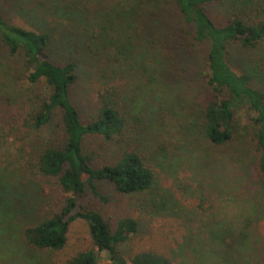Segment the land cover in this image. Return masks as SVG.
<instances>
[{
  "label": "trees",
  "instance_id": "trees-1",
  "mask_svg": "<svg viewBox=\"0 0 264 264\" xmlns=\"http://www.w3.org/2000/svg\"><path fill=\"white\" fill-rule=\"evenodd\" d=\"M3 1L7 0H0L1 6ZM26 1L36 10L48 2ZM51 1L61 8L60 14L55 11L62 33L72 24L80 25L82 20L89 24L84 18L88 13L96 20L98 13L116 3L118 9L110 23L113 25L120 16L121 29L104 26L93 31L84 27V33H80L86 42L100 39L102 48L109 49L110 60L119 58L123 64L125 60L133 64L134 58L140 60L138 67L151 74L147 78L151 83L171 80L168 85L172 86L174 78L186 76L187 63L196 52H202L206 70L201 122L197 127L209 148L240 146L264 184V0H93L90 6L85 5V0ZM220 6L221 15L215 14L213 10L216 12ZM52 34L40 27L10 22L0 8V42L16 58L14 75L17 73L18 80L40 84L23 126L42 130L59 115L63 127V133L52 143L25 145L21 139L19 144L26 153L21 167L23 177L54 178L66 196L59 210L24 226V244L33 250L62 251L71 225L83 219L93 246L76 252L61 264H102V254L109 264H184L171 245L172 235L165 234L161 241L142 247L134 240L142 231L140 218L126 215L113 224L95 205L82 202L87 190L107 200L98 184L108 183L115 194L123 196L152 190L159 174V159L139 143L134 144L132 137L138 134L129 111L119 106L114 84L98 91L96 116L88 122L82 119L72 98L79 81L78 65L72 58L64 62L54 59L56 38ZM146 56L151 58V64ZM111 71V77L119 72L113 67ZM20 105L19 110L23 109ZM91 136L122 143L111 159L101 160L96 150L88 148ZM249 207L251 212L253 205ZM249 229L236 234L232 228H225L218 229L216 235L209 234L215 250L208 251L209 262L218 257L224 260L220 264L235 258L242 261L239 264H244L243 259L249 260L245 251L253 247L254 236ZM216 238L219 245L215 244ZM203 254L197 258L199 264L206 261ZM259 261L263 263L264 257Z\"/></svg>",
  "mask_w": 264,
  "mask_h": 264
},
{
  "label": "rangeland",
  "instance_id": "rangeland-1",
  "mask_svg": "<svg viewBox=\"0 0 264 264\" xmlns=\"http://www.w3.org/2000/svg\"><path fill=\"white\" fill-rule=\"evenodd\" d=\"M92 2L85 0V5L90 6ZM0 8L10 22L51 31L56 38L54 59L64 62L72 58L76 62L79 81L72 98L84 121H90L97 114L100 88L114 84L119 106L129 111L138 134L132 137L134 144L139 143L158 156L159 174L152 190L123 196L115 194L108 183L98 184L107 200L87 190L82 200L84 204L95 205L113 224L126 215L140 218L142 231L134 240L142 247L161 241L165 234L172 235L171 245L184 264H199L197 258L202 252L206 253L203 264L223 263L220 257L209 262V252L215 251L209 234L216 235L218 229L225 228H232L237 234L250 228L254 235L253 247L245 251L249 260L243 259V263L264 264L259 261L264 257V249L258 246L260 242L264 245V184L240 146L209 148L197 127L201 122L206 70L202 52H196L187 63L186 76L174 78L172 86L168 85L171 80L154 84L147 80L151 74L139 69L140 60L134 58L135 64L128 60L123 64L119 58L110 60L107 58L109 49L102 48L100 39L86 42L80 33H84V27L93 31L104 26L121 29L120 16L113 25L110 23L118 9L116 3L98 13L96 20L88 13L84 18L92 25L82 20L80 25L72 24L71 29L63 30L64 33L58 24L57 12L62 11L55 7L54 1L48 0L36 10L31 9L26 0H7ZM221 10L220 6L213 12L221 15ZM15 61L0 42V264H61L76 252L92 247V240L86 221L79 219L71 225L62 251L33 250L23 242L24 226L59 210L66 196L58 189L54 178L23 177L21 167L26 153L20 149L21 139L25 145L52 143L63 133V127L59 115L42 130L23 126V118L34 105V93L40 84L18 80L13 70ZM150 61L151 58L149 64ZM111 67L119 71L113 77ZM19 104L23 109H18ZM242 121L245 124L247 119L244 117ZM121 143L117 139L107 141L101 136H91L88 148L96 150L101 160H107L118 152ZM215 242L219 245L218 238ZM102 255V264H109L105 254ZM239 262L235 258L228 264Z\"/></svg>",
  "mask_w": 264,
  "mask_h": 264
}]
</instances>
